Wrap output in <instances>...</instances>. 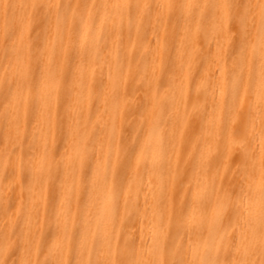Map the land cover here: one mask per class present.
Instances as JSON below:
<instances>
[{"label": "bare ground", "instance_id": "1", "mask_svg": "<svg viewBox=\"0 0 264 264\" xmlns=\"http://www.w3.org/2000/svg\"><path fill=\"white\" fill-rule=\"evenodd\" d=\"M33 2L41 0H0V244L5 238L10 241L9 255L14 257L10 264H42L47 258L45 244L54 246L57 260L96 259L93 220L89 221L81 255L72 252L63 236L66 229L81 225L83 179L95 174L102 182L106 170L111 177L114 168L116 184L124 186L125 194L111 207L108 245L112 258L131 238L142 258L152 259L147 251L153 247L151 226L163 221L174 231L178 217L187 219L193 213L197 193L205 203L214 196L212 176L201 175L199 161L202 152L214 156L218 148V144L208 142L211 123L225 122L234 107L233 82L239 83L240 71L234 67V57L239 48L228 32L206 24L203 10L189 9L187 19H180V4H204L207 0H136L151 6L141 20L130 22L123 9L103 13L105 27L100 28L98 22L96 31L101 59L93 73L88 62L81 66L80 45L74 42L71 30L61 27L57 32L54 16L47 52L41 51L47 78L38 114L26 74L28 33L25 31L13 54L4 44L2 31L5 5ZM51 2L72 4L77 18L82 14L95 18L96 6L103 0ZM85 3L89 5L87 13L79 7ZM157 4H172L173 8L157 9ZM22 12L27 21L32 9H16L17 15ZM8 15H13L11 9ZM36 35L32 33L33 38ZM91 47L90 41L85 42L86 50ZM248 61L242 65L243 75L247 79L251 74L257 80L258 57L249 54ZM69 69L75 76L71 91L65 85ZM37 74L34 65L33 75ZM241 100L247 108L248 98L241 95ZM146 135L152 139V154L160 155L161 138L166 145L162 167L151 175L144 167L149 153L140 152ZM256 151L259 153V145ZM61 161L63 166L58 168ZM225 164H230L232 171L226 180L216 178L215 195L238 192L242 183L237 175L239 155ZM255 180L258 185L259 171ZM62 191L66 193L63 204ZM54 193L58 216L53 212ZM96 212L93 207L91 215ZM235 217L234 210L230 219ZM58 229L61 239L57 241ZM158 239L163 242L162 235ZM230 240L217 237L220 251L205 258L232 259L235 249ZM108 251L106 246L105 259Z\"/></svg>", "mask_w": 264, "mask_h": 264}, {"label": "snow or ice", "instance_id": "2", "mask_svg": "<svg viewBox=\"0 0 264 264\" xmlns=\"http://www.w3.org/2000/svg\"><path fill=\"white\" fill-rule=\"evenodd\" d=\"M83 13H87L88 4L79 6ZM95 18L82 14L77 18L72 10V4L52 3L51 0H41L31 4H10L5 5L4 23L2 25L4 44L7 50L13 54L17 53L18 42L23 39L25 31L28 33V55L26 64V74L30 77L33 86L34 106L38 114L42 112L43 88L47 78V64L44 55L51 35L53 17L56 18L57 32L61 27L71 30L74 42L80 45L79 59L83 66L89 63V70L95 72V67L99 66L101 59V49L97 47V26L105 27L107 13L109 9H123L129 21L141 20L146 13V9L151 10L149 5H141L136 0H117L116 3H109L103 0L96 6ZM167 7L173 8L172 4H157V9ZM31 8L30 16L25 20L23 12L16 14V9ZM11 9L13 15L9 17L8 10ZM180 19L186 20V11L189 9L203 10V19L213 30L219 28L221 32H228L239 48V54L234 57V67L239 69V83L234 81L236 88L234 107L228 115V119L217 125L214 121L208 130V142L218 144L217 151L213 156L211 153L202 152L199 161V171L203 177L209 175L213 180V198L207 203L197 193L193 206V213L187 218L178 217L174 231L171 224L163 221L159 225H152L153 247L148 249L152 259H144L138 252L131 238L125 240L123 248L112 258L111 247L108 245L109 224L111 222V207L116 204L120 197L124 196L123 185H117L115 181V169H112L111 177L106 170L101 182L95 174L90 178L85 177L84 216L78 229L71 231L66 229L63 238L67 241L71 250L77 256L81 255L85 235L89 231V221L93 220L95 225L97 258L96 259H76L57 260L55 258V248L45 244L44 254L46 259L42 264H264V0H207L206 3L179 5ZM39 29V31H37ZM36 32L35 38L32 33ZM90 41L92 47L86 50L85 42ZM62 51V49H61ZM249 54L254 58L258 57L259 74L254 80L251 74L245 79L242 65H246ZM20 62L19 57L17 58ZM37 75H33V66ZM43 65V66H42ZM123 72L122 66L119 69ZM113 69L109 65V75ZM83 73H81L82 75ZM75 76L69 69L65 78V85L71 91L74 85ZM135 83L132 81V90L135 93ZM127 86L128 81H125ZM107 88H105V93ZM127 94V93H126ZM241 95L248 98V105L245 108L241 100ZM93 143V141H90ZM152 139L150 135L144 137L140 152L149 153L144 158L145 170L151 175L157 168L162 167L163 153L166 151L164 138L160 139V155L151 152ZM259 145V153L256 146ZM233 155H239L240 166L237 175L241 178L239 191H225L223 195H215L216 178L226 180L228 173L232 171L226 160H231ZM63 166L62 161L57 167ZM258 166V167H257ZM223 169V175L221 170ZM259 171L260 182L257 185L255 176ZM171 179L175 180L172 176ZM63 185H61L62 187ZM132 184L129 182L128 191ZM61 192L60 203L63 204ZM102 196V199H101ZM55 193L52 197L54 216L56 213ZM127 203V200H126ZM97 208L93 217L91 210ZM235 210L236 217L232 221L230 214ZM58 223V219H57ZM162 235L163 242L158 237ZM217 237L225 240L231 237L229 245L235 249L232 259H206L211 253L220 251L215 241ZM56 240L61 239L59 229L56 233ZM187 241L185 245L184 241ZM108 246V259H105V247ZM11 243L4 239L0 244V264H9V252ZM27 250V248H25ZM21 264H32L31 261H22ZM36 264H41L37 261Z\"/></svg>", "mask_w": 264, "mask_h": 264}, {"label": "rangeland", "instance_id": "3", "mask_svg": "<svg viewBox=\"0 0 264 264\" xmlns=\"http://www.w3.org/2000/svg\"><path fill=\"white\" fill-rule=\"evenodd\" d=\"M11 237L13 238L14 236L11 234ZM43 252V249L41 250V252L40 253H42ZM13 256L12 255H9V264L11 263V262H13Z\"/></svg>", "mask_w": 264, "mask_h": 264}]
</instances>
